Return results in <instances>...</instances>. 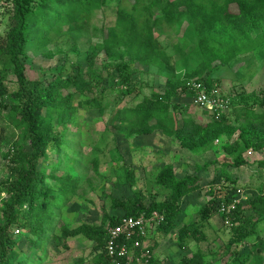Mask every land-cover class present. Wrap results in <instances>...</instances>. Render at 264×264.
Here are the masks:
<instances>
[{
  "label": "trees",
  "instance_id": "1",
  "mask_svg": "<svg viewBox=\"0 0 264 264\" xmlns=\"http://www.w3.org/2000/svg\"><path fill=\"white\" fill-rule=\"evenodd\" d=\"M109 1L10 0L4 8L8 23L0 34V156L7 162L8 176L0 181V195L5 196L0 206V264H45L48 239L54 231H58L54 236L58 242L60 238H84L93 246L92 264H109L104 252L106 225L115 224L120 216L105 217L101 224L57 228L59 211L74 194L78 180L54 176L60 159L49 172L40 164L49 152H71V146L66 144V130L75 121L78 107L95 108L102 113L112 103L119 106L127 96L138 95L137 86L146 84H142L135 64L154 66L158 75H165V87L153 90L133 105L125 102L113 110V126L128 135L159 131L196 155L214 151L225 139L221 147L230 158L196 165L193 173L182 177L177 176L173 164L167 163L155 175V184L168 192L165 201L146 204L141 193L132 192L124 199L110 197L112 208L127 217L157 211L163 221L155 235L167 236L176 230L177 244L185 249L189 239H203L202 226L219 211L216 197L221 196L226 205L238 197L237 180L226 168L250 166L246 154L264 151V102L257 107L247 104L248 96L243 98L245 104L236 107L231 120L224 109L228 98L216 95L214 86L218 79L213 78L218 68L247 59L256 61L255 56L261 62L254 66L263 71L264 0H116L114 20L111 25H102L100 42L84 55L86 66L68 61L56 75L27 77L29 44L42 48L50 43L52 32L61 36L84 29L92 13L105 8ZM183 24V33L171 46L172 55L160 46L156 28L165 26L179 32ZM191 45L187 52L186 47ZM100 53L104 56L100 69H105L108 77L116 73L118 79L113 77L111 85L102 87L99 97L74 104L76 97L94 91L91 81L99 77L95 58ZM192 82L201 83L209 98L224 105L213 112L198 107L210 113L209 120L193 117L190 106L176 100L196 96L197 90L189 85ZM251 96L253 100L257 98L253 93ZM8 129L10 135L6 137ZM252 164L264 168V158ZM212 165L223 168L220 175L229 183L221 190L209 187L210 199L199 208L198 221L184 224L179 219L182 200L203 190L201 171ZM95 166L97 169V163ZM114 177L120 186L132 189L135 185L130 165L116 167ZM222 217L232 233L222 247V255L229 254L236 245H250L257 236L258 225L264 221V181L255 196L235 203L234 209ZM63 246L68 249L66 244ZM204 258L197 252L176 264H204ZM248 259L243 256L234 262L245 264ZM148 264L161 262L151 255Z\"/></svg>",
  "mask_w": 264,
  "mask_h": 264
},
{
  "label": "rangeland",
  "instance_id": "2",
  "mask_svg": "<svg viewBox=\"0 0 264 264\" xmlns=\"http://www.w3.org/2000/svg\"><path fill=\"white\" fill-rule=\"evenodd\" d=\"M9 2L10 0H0V34L7 29L8 15L4 13V8L8 7ZM115 4L116 0H110L105 8L94 11L84 29L61 36L52 32L50 43L42 48H38L34 43L29 44L26 58L27 77L40 79L49 74L56 75L61 66L63 67L68 61L86 66L84 55L100 42L102 25H111L113 22ZM184 29L185 24L179 32L172 31L165 26L156 28L160 46L173 55L171 46L178 41L177 37L183 33ZM191 48L192 45L186 47V51L188 52ZM255 58L256 61L247 59L244 63L239 62L233 66L220 67L213 74V78L218 79L214 91L216 95L228 98V105L224 109L231 120L237 112L236 107L245 104L243 98L248 96L247 104L257 105V107L264 102V69L263 71L257 70V65L254 66V64H259L261 61L257 60L260 57L255 56ZM103 61V54H98L95 58V67L99 77L95 76L91 81L94 91L76 97L74 104L77 101L84 103L81 100L99 97L102 87L111 85L113 77L115 80L118 79L116 73H112L113 77H108L106 70L100 69ZM134 68L139 71L142 84H146L137 86L138 95L127 96L124 103L119 106L114 102L102 113L95 108L78 107L75 121L70 123L66 130V144L71 146V152L66 149L60 153L49 152L47 158L43 159L40 164L41 169L49 172L50 168L60 159L61 163L54 172V176H68L78 180L74 194L59 211L60 218L57 219V228H73L82 223L101 224L105 217L123 215L121 210L111 207L110 197L124 199L132 196V192H139L146 204L165 201L168 192L155 184V175L167 163L173 164L177 176L182 177L193 173L196 165L202 166L213 160L223 161L230 158L221 147L225 139L214 151L196 155L181 148L175 139L168 138L159 131L142 136L128 135L124 129L113 126L110 123L113 110L126 104L133 105L143 96H149L153 90L161 91L165 87V75H158L154 66L135 64ZM134 79L137 80L138 77L135 76ZM252 93L257 97L254 100L252 96L250 97ZM176 100L189 105L193 117L209 120L210 113H204L202 109L196 108L191 104V99L178 97ZM8 135H10L9 129L4 136L8 137ZM2 146L4 150L7 149L6 145ZM0 157L2 159L0 162L1 181L8 176V168L6 160ZM245 157L250 166L239 169L226 168L225 171L231 173L232 179L236 178L237 187L248 201L260 191L264 181V168H258L252 164L253 161L264 158V151L262 153L251 152ZM95 163H97V169ZM123 164L130 165L134 170L135 185L132 189L120 186L114 177L115 168ZM217 167L212 165L207 171H201L203 190L182 200L183 213L179 219L184 224L198 221L199 208L210 199L207 192L209 187L221 190L228 185L229 182L219 172L223 168ZM46 181L52 183L50 180ZM216 198L218 206L223 203L221 200L224 199L221 196ZM3 199H5L4 194L0 195V206ZM246 214L250 215V213ZM201 232L203 239L199 241L189 239L185 249L177 244L176 230L167 236H156V233H150L145 245L161 264H176L181 259L197 252L205 256L204 264H235L234 260L237 258L241 260L243 256L249 257L245 264H264V221L258 225L257 236L252 239L250 245H236L227 255H222V247L229 242L232 233L220 211L213 214V217L202 226ZM56 235L58 231H54L48 239L50 244L46 264L88 263L87 258L85 259L82 254H91L93 246L88 247L86 241V248L83 250V243L76 242V238L67 240L60 238L58 242L54 240ZM65 244L70 247L65 249L63 246ZM215 254L219 256L214 257ZM79 260H82V263Z\"/></svg>",
  "mask_w": 264,
  "mask_h": 264
},
{
  "label": "built area",
  "instance_id": "3",
  "mask_svg": "<svg viewBox=\"0 0 264 264\" xmlns=\"http://www.w3.org/2000/svg\"><path fill=\"white\" fill-rule=\"evenodd\" d=\"M189 85L197 90L196 96L191 98L194 106L210 112L216 108H224L222 103L219 104L207 96L201 83L192 82ZM238 194L232 203L227 205L224 202L221 203L218 210L222 214L230 213L234 209L235 203L247 200L240 190H238ZM162 221V215L157 211H152L148 215L141 214L136 217L121 215L115 224L108 223L106 225L104 252L109 264H148L152 254L149 247L145 245V241L150 233L156 232Z\"/></svg>",
  "mask_w": 264,
  "mask_h": 264
},
{
  "label": "crops",
  "instance_id": "4",
  "mask_svg": "<svg viewBox=\"0 0 264 264\" xmlns=\"http://www.w3.org/2000/svg\"><path fill=\"white\" fill-rule=\"evenodd\" d=\"M77 240H75L76 242L78 241V242H81V243H83L82 244V249L84 250L85 248H86V245H85V243H86V240L84 239V238H82V237H77L76 238ZM88 243V242H87ZM90 246H92V244H89L88 243V247H90ZM68 247H70V246H68ZM78 248V247H77ZM79 249V248H78ZM84 257H85V259L87 258V261H88V263L86 262V264H92V260H91V254H82ZM82 261V260H81ZM80 260H79V262H81ZM82 263V262H81ZM84 263V262H83ZM46 264V263H45Z\"/></svg>",
  "mask_w": 264,
  "mask_h": 264
}]
</instances>
